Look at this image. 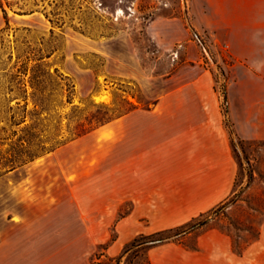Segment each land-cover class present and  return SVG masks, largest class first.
<instances>
[{
	"label": "rangeland",
	"instance_id": "rangeland-1",
	"mask_svg": "<svg viewBox=\"0 0 264 264\" xmlns=\"http://www.w3.org/2000/svg\"><path fill=\"white\" fill-rule=\"evenodd\" d=\"M259 20L264 0H0V264L160 259L150 246L123 252L151 232L117 229L131 203L114 209L118 160L99 128L163 95L199 93L197 79L218 97L239 163L233 194L208 218L242 249L264 219Z\"/></svg>",
	"mask_w": 264,
	"mask_h": 264
},
{
	"label": "crops",
	"instance_id": "crops-1",
	"mask_svg": "<svg viewBox=\"0 0 264 264\" xmlns=\"http://www.w3.org/2000/svg\"><path fill=\"white\" fill-rule=\"evenodd\" d=\"M256 30L264 32L263 20L255 23ZM191 85L199 93L163 95L152 109L133 107L99 128L108 132L109 158L118 160L108 169L114 209L121 202L131 203L117 229L154 232L175 227L217 208L233 194L239 163L219 99L200 93V80ZM112 145L122 150L112 152ZM197 231L195 245L187 249L182 240L151 247L163 254L160 259L151 255V264H264V219L240 250L229 230L214 221L191 233Z\"/></svg>",
	"mask_w": 264,
	"mask_h": 264
},
{
	"label": "trees",
	"instance_id": "trees-1",
	"mask_svg": "<svg viewBox=\"0 0 264 264\" xmlns=\"http://www.w3.org/2000/svg\"><path fill=\"white\" fill-rule=\"evenodd\" d=\"M85 132L86 131L80 132L79 134H77V136H81ZM18 140L20 141L21 145H24V142H26L28 146L31 145V140L29 138L25 139L24 137H21ZM60 145L61 143H58L54 148L56 149ZM39 146L41 149H47L46 146H44L43 144H40ZM33 156H35V154H27V159ZM217 208H219V206ZM215 209L201 213L199 216L194 217L193 219L184 224L163 230H157L148 234H140L134 237L130 242L125 244L123 252L127 253L133 248H140L144 246L153 247L163 244L165 242L180 241L183 237H185L192 231L202 227L209 220L208 214L212 211H215Z\"/></svg>",
	"mask_w": 264,
	"mask_h": 264
}]
</instances>
